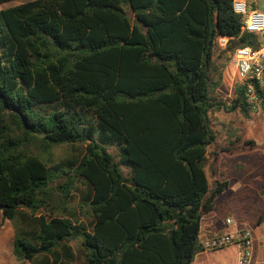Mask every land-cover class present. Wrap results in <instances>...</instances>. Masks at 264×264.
<instances>
[{"label":"trees","instance_id":"16d2710c","mask_svg":"<svg viewBox=\"0 0 264 264\" xmlns=\"http://www.w3.org/2000/svg\"><path fill=\"white\" fill-rule=\"evenodd\" d=\"M232 2L0 8V212L23 225L18 262L75 264L74 242L84 264H192L203 252L202 221L229 188L220 156L258 148L219 145L211 119L254 112L246 85L218 92L231 55L259 47Z\"/></svg>","mask_w":264,"mask_h":264},{"label":"rangeland","instance_id":"374dc122","mask_svg":"<svg viewBox=\"0 0 264 264\" xmlns=\"http://www.w3.org/2000/svg\"><path fill=\"white\" fill-rule=\"evenodd\" d=\"M27 1L31 0L9 2L2 5L0 8L16 6ZM222 43L223 42L220 40V44ZM211 119L215 131L219 134V144H224L227 138L239 137L242 139L254 140L258 145V148L253 152H241L234 156H223L220 162L221 166L218 168V178L220 180H227L229 182V188L218 199V208L213 213V217L218 219L219 222H223L226 216H230L233 221L231 228L238 230L242 228L239 223L244 215L250 219L264 218V111L259 108L252 112L248 119L237 112L229 114L220 112L211 115ZM223 121H229V123H234V125L231 126L229 131L223 130L220 126V123ZM211 151L212 149H209V152ZM238 171H246L247 174H243L242 176V174L237 173ZM206 173L211 186L214 178L210 175L208 168H206ZM240 180L246 181L251 186L250 190L246 191L244 194L238 191ZM226 207H233L234 209L230 210V213H226ZM206 222V220L202 222V234L204 233L203 227L207 224ZM22 226L21 221L4 220L0 212V264H29L28 262H18L12 253L13 242L15 236L18 234L16 233V228ZM71 247L74 250L76 259L75 264H84L82 256L78 252V243H71ZM235 247L236 246H232V251L228 254L226 252L223 254L224 251L210 252L199 259H195V261L193 260L194 262H192V264H197L198 260H206L213 264H219L224 256H227L228 264H234L233 250L235 254L237 253V247Z\"/></svg>","mask_w":264,"mask_h":264},{"label":"built area","instance_id":"2783aa9c","mask_svg":"<svg viewBox=\"0 0 264 264\" xmlns=\"http://www.w3.org/2000/svg\"><path fill=\"white\" fill-rule=\"evenodd\" d=\"M234 13L243 18V32L259 37V47L250 46L237 49L231 55V65L235 69L236 82L247 87L248 103L254 111L258 107L255 82L264 85V11L252 9L245 0H233ZM227 225L232 221L227 220ZM203 251L220 250L234 245L237 247V264H251L253 258L254 235L251 230L243 229L233 234H225L199 242Z\"/></svg>","mask_w":264,"mask_h":264},{"label":"crops","instance_id":"0c3cea01","mask_svg":"<svg viewBox=\"0 0 264 264\" xmlns=\"http://www.w3.org/2000/svg\"><path fill=\"white\" fill-rule=\"evenodd\" d=\"M248 5L257 11H264V0H245ZM222 46H225V39H221ZM236 83V76H235V69L234 67L231 65V63H229L223 70V79H222V85L219 89V95L222 96L225 99H229L232 98L233 96V90H234V86ZM229 114V113H226ZM234 125V123H229V121H223L222 123H220V126L222 127L223 130H227L229 131L231 126ZM226 131V132H227ZM229 134V133H228ZM228 138L227 141L228 142ZM225 142V141H223ZM226 142L224 144H219V145H226ZM253 152V151H252ZM240 154V153H239ZM228 156L229 154L227 153H223L220 156V162L221 159L223 158V156ZM229 156H234V155H229ZM221 166V163H220ZM237 173L242 174H247L246 171H238ZM207 174V173H206ZM245 176V175H244ZM251 186L249 183H247L246 181L240 180L239 185H238V191L242 194H244L246 191L250 190ZM241 197V196H240ZM217 208H218V204H217ZM216 208V210H217ZM233 207H226L225 208V212L226 213H230V210H233ZM215 210V211H216ZM214 211V212H215ZM213 212V213H214ZM213 213L209 214L208 216H206L202 222H204L205 220L207 221L205 224V227H203V231L204 233L202 234V228H201V235L199 238V242L201 239H209L212 237H216V236H220V235H225V234H233L236 231L239 230H243V229H249L252 231L253 235H254V244H253V258H252V262L251 264H264V218H247L246 215H244V217H242L241 221H240V226L242 228L240 229H234L231 228V226L233 225V221L232 218H230V216H226L225 221L223 220V222H219L218 219L214 218ZM225 215V214H224ZM224 219V218H222ZM230 220L232 221V225H227L226 221ZM202 226V224H201ZM231 246L225 247L223 249L220 250H214V251H203L198 253L195 259H199L200 257H202L203 255H206L210 252H223V254L226 252L227 254L229 252L232 251ZM236 248V247H235ZM226 250V251H225ZM237 250V248H236ZM233 258H234V264H237V253L235 254V251L233 250ZM193 261V262H194ZM228 264L229 262H227V256H224L223 260L219 263V264ZM197 264H213L212 262L206 261V260H198Z\"/></svg>","mask_w":264,"mask_h":264}]
</instances>
